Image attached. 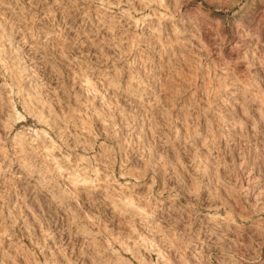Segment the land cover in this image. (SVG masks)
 Masks as SVG:
<instances>
[{"label":"rangeland","instance_id":"rangeland-1","mask_svg":"<svg viewBox=\"0 0 264 264\" xmlns=\"http://www.w3.org/2000/svg\"><path fill=\"white\" fill-rule=\"evenodd\" d=\"M0 264H264V0H0Z\"/></svg>","mask_w":264,"mask_h":264}]
</instances>
